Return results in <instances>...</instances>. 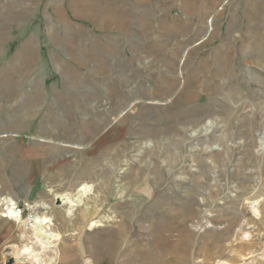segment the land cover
<instances>
[{
  "label": "rangeland",
  "instance_id": "rangeland-1",
  "mask_svg": "<svg viewBox=\"0 0 264 264\" xmlns=\"http://www.w3.org/2000/svg\"><path fill=\"white\" fill-rule=\"evenodd\" d=\"M263 133L264 0H0V264H264Z\"/></svg>",
  "mask_w": 264,
  "mask_h": 264
},
{
  "label": "bare ground",
  "instance_id": "bare-ground-1",
  "mask_svg": "<svg viewBox=\"0 0 264 264\" xmlns=\"http://www.w3.org/2000/svg\"><path fill=\"white\" fill-rule=\"evenodd\" d=\"M260 140H261L260 146H263L264 145V133H263L262 137L260 138ZM79 185H80V183H79ZM92 192H93V185L88 184V182H87V183H83L82 185H80V188L78 190H76L75 193H66L65 192L64 194H60L58 197H60L63 204L66 205L65 214L68 216L72 213V211L75 208H77V207L79 208V206H82V205H86V206L88 204L90 205V203L88 202V199H89V195ZM258 204H259V200H255V201L250 202V208L252 209L251 211L256 215L258 214V210H257ZM2 205L4 206V208L2 207L3 209L2 210L0 209V218H7L13 222H21L23 227L21 226V224H20V226L24 229V232L28 233L31 238H34L35 242L39 245V247L41 249L45 248L46 244H49V243L59 239V234L52 228L53 226L51 227L52 219L50 217H48L47 215H40V214H37L38 213L37 212V213L31 215V217H29L30 219L25 220V221H20L22 212L17 209L15 203L11 199L3 202ZM88 209H90V207ZM49 210H52V208L50 207ZM97 224H98V221H94L91 223L90 227H93ZM22 236H23V234H22ZM248 236L249 235L246 234L244 237L246 238ZM35 247H30L25 252L23 251V253L22 252L20 253V251H19L17 254L18 257H20L23 254H27L28 255L27 259L30 260V262H32L34 264H41L43 262L42 257H41L42 256L41 252L37 251L35 249ZM51 250H53V246H52ZM52 253L53 254L48 259L46 258L47 264H54L55 263V260H56L55 250H53ZM218 264H227V263L222 262V263H218Z\"/></svg>",
  "mask_w": 264,
  "mask_h": 264
}]
</instances>
